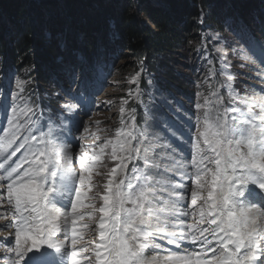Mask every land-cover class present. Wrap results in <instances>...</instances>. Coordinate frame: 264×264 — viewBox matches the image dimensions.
I'll return each mask as SVG.
<instances>
[{
	"label": "snow or ice",
	"instance_id": "snow-or-ice-1",
	"mask_svg": "<svg viewBox=\"0 0 264 264\" xmlns=\"http://www.w3.org/2000/svg\"><path fill=\"white\" fill-rule=\"evenodd\" d=\"M245 43L251 53L246 52V58L264 64V41L250 37ZM232 79L227 77L226 88L232 87ZM21 85L18 81L19 90L10 94V101L6 94L0 105L5 119L0 128V200L15 209L12 220L0 225L14 227L11 238L0 239L6 246L0 256L7 264H157L158 257L148 260L146 253L165 251L158 239L177 249L164 257L163 264H264V120L259 127L251 118L238 120V115L251 113H240L236 107L231 108V124L219 115L213 118L205 110L209 100L204 97L195 105L200 112L187 165L181 162L183 156L177 160L160 156L155 146L142 148L134 124L128 130L118 129L116 140L99 145L97 153L96 145L83 143L89 127L78 122V112L64 115L69 125L54 131L51 118L41 120L42 113L23 99ZM260 91L264 93V88ZM74 98L83 99L80 92ZM74 107L63 111L73 113ZM109 145L111 159L119 163L111 169L103 204L96 209L85 200L93 168ZM166 148L176 152L170 144ZM74 152L79 172L72 164ZM162 160H171V166ZM129 164L127 182L121 178L114 183L117 170L124 177ZM168 174L171 178L166 179ZM186 178L193 185L190 189L182 183ZM157 204L171 211L156 210ZM84 207L93 209L89 217L101 214L96 224L99 243L93 242L88 256L83 255L87 247H78L83 238L78 221L84 219L79 210ZM194 217H198L195 223L184 222Z\"/></svg>",
	"mask_w": 264,
	"mask_h": 264
},
{
	"label": "rangeland",
	"instance_id": "rangeland-1",
	"mask_svg": "<svg viewBox=\"0 0 264 264\" xmlns=\"http://www.w3.org/2000/svg\"><path fill=\"white\" fill-rule=\"evenodd\" d=\"M143 1H150L153 4L162 3L161 0ZM226 1L225 11L221 15L222 19L219 16L214 24L204 23L207 12L203 11L205 15L200 16V20L197 21L200 26V37H192L193 41L194 39L197 40L196 49L190 50V39L189 45H187L188 51L185 54L178 51L171 58H168L169 61H166L170 65L169 71H172L176 76V81L173 80V82L164 80L162 75H159L155 81V77L150 75L146 68L136 71L133 67L134 59L127 55L129 52L131 53L126 49L130 44L128 39L116 35L110 37L109 30H107L106 11L101 10L102 6L117 5L119 11L126 10L128 15H132L137 13L138 3L139 5L143 3L141 0H0V37L11 42L8 44L9 50L10 48L13 49L18 54V58L23 59L21 65H13L9 69V67H5L3 52H0V105L4 103L6 94L10 101V94L19 90L17 88L19 81L22 82L23 99L32 104L37 109L38 114L42 113L41 120L49 121L51 118L50 126L54 131L59 132L61 124L65 127L69 125L70 122L64 119V115H73L78 112L81 117L78 122L81 121L89 127V132L84 134L83 143L96 145L97 153H99V145L108 140H116L118 129L123 127L128 130L127 126L134 124V134L144 142L141 145L142 148L147 145L157 146L158 144V147H165L170 144L180 158L183 154L186 159L190 160L193 126L196 124V118L200 112L195 105L198 102L203 103L204 97H208L209 100L205 110L209 111L213 118L219 115L222 121L231 124V108L236 107L240 113H251V116L238 115V120L251 118L258 127L264 120V105H257V100L259 101L260 98L264 97V93L260 91L264 88V64L258 60L253 64L245 55L247 52V55L251 56V53L248 52V45L245 43L246 39L254 37L257 41H264V18L262 17L264 16V0H236L240 7L243 5L252 9L259 6L258 9L261 12L259 18L249 20L246 24L235 10L232 16L228 13L229 9L231 11L236 6L233 4V0ZM7 2H17L20 9H29V13L15 20L10 15ZM163 6L165 5L163 4ZM87 12L89 15L95 12L93 15L96 17L98 12L101 13L99 31H92L95 28L92 29V25H97V23L94 22L95 18L85 16ZM253 15H256L254 11ZM52 19H57L61 26L63 25L61 27L63 34H69V37L75 39V43L82 47L86 44L90 31L97 37H103L107 34L111 48L109 53L111 59L102 60L92 66L88 65V69H80L79 63L69 65L63 60L64 58H58L56 63L59 66L50 67L49 65L47 68L50 77L46 80L45 93L40 94L37 88L40 80L34 74L35 67L32 63L42 48H39L36 36L33 35L32 38L36 44L33 42L28 51L17 50L16 46L28 40L23 37L20 38L17 29L22 21L26 22L27 20L28 24L32 23L33 27L37 29L41 24L50 22ZM145 22L151 24L149 18H146ZM42 29L44 30L45 27ZM54 39L57 42L61 40L59 46L63 49V53L68 54L71 50L68 40L65 47L61 34H58L57 37L52 34L50 40ZM98 47V54H104L105 46L98 45ZM73 51H75L73 52L75 58L83 60L86 56L84 50L81 52L82 56L76 50ZM5 56L7 55L5 54ZM252 59L255 60V57ZM159 60L163 61L162 58ZM222 69L227 71H221ZM152 70L156 73V67ZM73 73L78 77L75 80ZM161 73L164 74V71L161 70ZM229 75L236 77V79H232L231 88H226L224 82ZM134 80L135 82H133ZM85 86L87 90L83 91ZM78 92L81 93L82 100L74 98ZM201 93L203 96L200 95ZM221 97L222 102H219ZM17 103L21 104V101L18 100ZM252 103L256 106H251ZM69 105L75 106L73 113L63 111ZM122 108L124 109L123 114H121ZM0 113L4 114L2 108H0ZM3 114L0 115L4 116ZM132 117L135 118L134 121L131 119ZM57 118H59V123ZM122 120L123 125L121 124ZM176 137L180 138L177 139ZM73 144L75 145V142ZM168 151L172 152L171 149ZM110 153L111 145L105 149L99 162L93 168L92 188L91 191H88V198L85 203L94 204L96 209L103 204L102 195L106 193L105 185L110 178L111 169L119 163L111 159ZM72 164L79 172L76 152L73 154ZM136 165L143 168V164L139 161L136 162ZM131 169L132 164H129L124 177L121 176L118 169L114 183L121 178H125V182H127V177L131 175ZM167 176L171 178V174ZM156 178L159 179L160 177ZM192 186L190 184L189 189ZM204 195H207L206 191ZM3 202L4 200H0V204ZM187 203H190V197ZM179 207L185 208V205L181 204ZM6 210L3 214V208H0V225L8 223L15 214L14 207L10 205L7 206ZM80 212L84 214V219L78 221V231L83 233V238L78 241V247H87L88 251L83 255L88 256L94 247L93 242L99 243L96 224L101 214L94 212L93 216L89 217L87 213L93 212V209L89 207L80 209ZM197 219L198 217H194L189 221L195 223ZM81 224H89L90 227L81 229L79 227ZM9 233H14V227L0 228V239L4 236L9 237ZM156 243H161V241L158 239ZM161 245L165 251L146 254L148 260L153 255H160L158 257L164 258L173 251L171 247H175H168L165 242ZM3 250L4 247L0 243V253ZM3 258L0 256V264L3 263ZM82 264H87V261H82Z\"/></svg>",
	"mask_w": 264,
	"mask_h": 264
},
{
	"label": "trees",
	"instance_id": "trees-1",
	"mask_svg": "<svg viewBox=\"0 0 264 264\" xmlns=\"http://www.w3.org/2000/svg\"><path fill=\"white\" fill-rule=\"evenodd\" d=\"M141 1L143 3H140V5L138 3L137 5V13L132 15H128L126 10L119 11V8L116 7L117 5L110 7L102 6L101 10L106 11V27L107 30H109L110 37L116 35L117 37H124L128 39L130 44L126 47V49L131 51V53L129 52L127 55L134 59L133 67L136 71H140V69L145 67L148 73L155 77V81L159 75H162L161 77L166 81H176V76L172 71H169L170 65L167 64L168 62L166 61H169L168 58H171L172 55L178 53V51L181 54H185L186 51H188L187 45H189L188 41L190 39V50L196 49L195 43L197 40L194 39L193 41L192 37H200V26L197 24V21L200 20L201 10L207 12L204 23L209 25L214 24L216 19H219V16L222 19L221 15H223L225 11L227 1L161 0V4H153L150 1ZM163 4L165 6H163ZM233 4L236 8L234 7L235 9H231V11L229 9L228 13L232 16L234 15L235 10L238 13V16L244 20L243 22L245 24L254 18L255 20L258 19L261 15L260 9H258L259 6H256L257 8L253 7L252 9L251 7L246 8L243 5L240 7L236 0H233ZM7 5V7H9L10 15L13 16L15 20H18L24 14L29 13V9H20L17 2H7ZM253 11L256 15H253ZM93 13L95 12H92V14L89 15L87 12L85 16L95 18L94 22L97 23V25H92V29L95 27L92 31L96 32L100 30L99 17L101 13L98 12L97 17L94 16ZM262 17L264 18V16ZM146 18L151 20L150 25L145 22ZM40 27L35 29L32 23L28 24L27 20L26 22L22 21L17 29V34L20 38L23 37L28 40L27 42H22L16 46L17 50L21 49L22 51H28L34 42L32 36H36L39 48H42V50L39 51L32 64L33 67H35V73H33L38 76L40 80L37 87L40 94L45 93L44 88L46 86V80L50 77V72H48L47 68L49 65L50 67L59 66L58 63H56L58 58H64L63 60L66 61V64L69 63V65H75L77 62L80 64V69H85L88 65H95L105 59H111L109 57L111 48L109 47L108 35L105 34V30V36L103 37H97L92 33V31H90L91 33L88 34V40L84 47H82L80 44H76L75 39H71L69 34H63V29L61 28L63 25L61 26V23L57 21V19L45 22L41 24ZM43 27H45L44 30L42 29ZM52 34H54L55 37H57L58 34H61L64 39L63 43H65L63 46L65 47L67 46L66 44L68 40V45L71 47L68 54L63 53V49L59 46V42H61V40L59 42L55 39L52 41L50 40ZM35 42L34 44H36ZM10 43L11 42L6 41L3 37H0V52H3L6 65L5 67H9V69H11V66L13 65H21L23 62V59L21 57L18 58V54H16L13 49L11 50L10 48L9 50L8 44ZM98 45L105 46V49L103 50L104 54H98ZM5 50H7V52H5ZM73 50H76L79 55H81V52H83L82 50H84L86 52H84L86 54L83 59L84 61L75 58L73 54L75 51ZM59 52L61 53L59 54ZM5 54L7 56H5ZM159 58H162L163 61L159 60ZM155 67L156 73L152 70V68ZM161 70L164 71V74L161 73Z\"/></svg>",
	"mask_w": 264,
	"mask_h": 264
},
{
	"label": "bare ground",
	"instance_id": "bare-ground-1",
	"mask_svg": "<svg viewBox=\"0 0 264 264\" xmlns=\"http://www.w3.org/2000/svg\"><path fill=\"white\" fill-rule=\"evenodd\" d=\"M230 54V53H229ZM225 58H227V57H225ZM232 78H233V80H235L236 79V77H234V76H232ZM257 105H261V106H263L264 105V97L263 98H260L259 99V101L257 100ZM251 106H256V104H254V103H252L251 104ZM254 112V111H253ZM252 118H254V117H252ZM167 146V145H166ZM166 146L165 147H158V144H157V146H155L158 150V152L157 153H159V155L160 156H175V159H177V160H181V158L179 157V155H178V153H172V152H170V151H168V149L166 148ZM162 148V149H161ZM174 154V155H173ZM182 156L185 158V155H183L182 154ZM160 162H162L163 164H167V162H169L167 165L168 166H171V160H167V161H160ZM182 163L183 162H185L184 164L185 165H187L188 164V162H190V160L189 159H184V160H182L181 161ZM186 162H187V164H186ZM169 175V174H168ZM166 179H168L169 177L168 176H166L165 177ZM158 179V178H157ZM179 179V177H176L175 178V180H178ZM175 180L173 181V182H175ZM188 181H191V180H188L187 178L184 180V181H182V182H188ZM169 191H171L170 189H169ZM158 195H159V193H158ZM168 196L167 195H164L163 196V199H165L166 200V198H167ZM168 199V198H167ZM2 205H3V214L5 213V210L7 209V202L5 203V201L3 202V203H1ZM181 206V205H180ZM13 207V206H12ZM57 207H61V205H57ZM160 209H163L164 211H171V209H168V208H164V206L163 205H160V204H157L156 205V210H160ZM7 211V210H6ZM13 211V210H12ZM80 211V210H79ZM185 223H190V222H188V220H185ZM193 223V222H192ZM169 230H172V229H169ZM175 230H179V229H175ZM173 246V245H172ZM183 247H187L186 245H182ZM187 250H189V251H191V249L190 248H188ZM157 257L158 256H160V255H156ZM163 259L164 258H162V257H158V260H157V264H163Z\"/></svg>",
	"mask_w": 264,
	"mask_h": 264
}]
</instances>
